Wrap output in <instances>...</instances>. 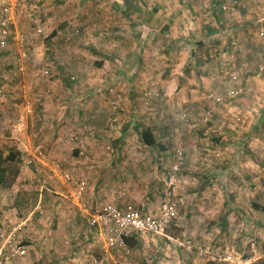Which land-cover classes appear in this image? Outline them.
<instances>
[{
  "label": "rangeland",
  "instance_id": "rangeland-1",
  "mask_svg": "<svg viewBox=\"0 0 264 264\" xmlns=\"http://www.w3.org/2000/svg\"><path fill=\"white\" fill-rule=\"evenodd\" d=\"M211 1L18 0L13 6L11 34L0 49V149L9 179L15 166L19 174L10 187L0 186V227H18L43 211L30 220L33 235L16 232L29 264H43L37 247L46 239L43 246L53 250L60 210L76 222L60 243L73 255L64 253L60 264L100 258L70 197L74 187L61 173L87 181L79 203L93 210L125 201L152 209L170 193L179 216L174 239L140 236L130 245L131 264H223L179 248L177 241L186 240L214 255L236 251L264 264V220L254 205H264V78L254 81L264 62V0L238 6L219 0L227 11L218 13L213 8L221 6ZM6 3L0 0V20ZM215 19L223 21L218 27L245 23L248 32L235 35L236 46L217 45L218 35L206 39L203 27ZM241 85V96L229 95ZM149 130L152 145L142 137ZM73 131L78 138L71 139ZM176 149L184 162L171 185L168 158ZM60 193L72 205L57 207ZM40 227L49 238H41ZM48 256L49 264H59Z\"/></svg>",
  "mask_w": 264,
  "mask_h": 264
},
{
  "label": "built area",
  "instance_id": "built-area-1",
  "mask_svg": "<svg viewBox=\"0 0 264 264\" xmlns=\"http://www.w3.org/2000/svg\"><path fill=\"white\" fill-rule=\"evenodd\" d=\"M18 3V0H8V3L3 5L7 7L8 14L4 19L0 20L1 35H0V49H4L7 45V37L10 36L11 30H8L10 25L14 22L12 12L13 6ZM226 7V6H224ZM227 8V7H226ZM218 38L228 39V31L222 30L217 32ZM238 39L234 37L231 40V45L236 46ZM254 81L263 79L264 76V62L259 63L255 72ZM237 76H234L236 79ZM252 93H257L259 87L252 84L249 89ZM241 91L230 90L229 95L237 96ZM71 139H76L78 136L73 131ZM76 137V138H75ZM169 156V154H168ZM171 161L168 166V179L171 185L176 184L178 178V172L181 170V166L184 162V153L181 149H176L171 152V156L168 158ZM27 165L32 164V160H29ZM36 170H39L38 166L34 165ZM62 177H66V180L74 187L71 192V199L76 202L82 219L87 222L89 230L92 234L94 242L97 244L100 258L97 260V264H131L129 255L131 254V247L127 244L126 237L131 236H144L154 235L168 240L174 239L171 235V229L178 223V211L176 203L167 195L161 196L160 203L150 209L148 205L136 206L131 201H125L121 204L108 203L102 205L99 208L93 210L90 206H81L79 203L80 195L87 185L85 179L74 178V175L67 173H61ZM19 228H11L7 225L0 227V264H29V249L26 245L22 244L17 238L16 232ZM179 248L184 249L187 252H194L198 257L211 258L213 261L222 262L223 264H253L258 259L248 256L242 258L241 256L232 252L216 253L214 255L211 247L199 246L192 247V241H177Z\"/></svg>",
  "mask_w": 264,
  "mask_h": 264
},
{
  "label": "crops",
  "instance_id": "crops-1",
  "mask_svg": "<svg viewBox=\"0 0 264 264\" xmlns=\"http://www.w3.org/2000/svg\"><path fill=\"white\" fill-rule=\"evenodd\" d=\"M247 2L248 1H250V0H246ZM249 4V3H248ZM252 4H253V0H252ZM247 5V4H246ZM248 7V6H247ZM248 8H246V11H248L247 10ZM204 11L206 10V9H203ZM179 11H182L181 13H185L186 11H189V10H186V9H180ZM178 11V12H179ZM184 16H187V14L185 13L184 14ZM218 22H223L222 20H214V22H212V25H205V26H203V27H206V29H207V31H205V36H206V39H208V40H211L212 41V39H214L215 38V35H216V33H217V31H212V32H210V29H215L216 30V28H218V25H217V23ZM227 25H226V27H230V28H233L234 30H235V33L237 34V35H240V33H241V30L243 29V30H245L246 29V32H248L247 31V26H246V24L244 23H242V24H229V23H226ZM249 26H251V24L249 25ZM235 34V35H236ZM244 36H246V35H244ZM249 36H250V34H249ZM248 36V33H247V37H249ZM238 37V36H237ZM52 39H56L55 37H52ZM226 40V39H225ZM224 40V41H225ZM207 41V40H206ZM227 42L225 43V42H223L222 40H221V42L223 43V44H230V47H233L232 45H231V40L228 38V40H226ZM238 41L240 42V39H239V37H238ZM224 48V47H223ZM57 52V51H56ZM55 52V53H56ZM220 52V51H219ZM65 52H63V51H61V49H60V51H59V55H58V59H59V61L61 62V64H65V62H66V59H65V57L64 56H62L63 54H64ZM232 54V53H231ZM108 59L110 60L111 59V57H107V59H106V61H108ZM68 60L69 61H71V56H69L68 57ZM109 62V61H108ZM107 62V63H108ZM70 64H72V62H69ZM109 64V66H110V63H108ZM62 65V66H63ZM104 64H102V66H103ZM61 68V67H60ZM126 94H123V96H125ZM126 99V98H125ZM127 100V99H126ZM124 102V101H123ZM124 104H126V101L124 102ZM1 189V188H0ZM11 191V189H8V190H5V192H10ZM67 197L65 196V197H63V193H60V196H59V201H57L58 203H57V207H60L59 206V202H61V203H63V202H65V203H67V202H69L67 199H66ZM73 201V200H72ZM74 202V201H73ZM75 204H76V202H74ZM73 203V204H74ZM69 204H71V202H69ZM74 204V206H76L77 207V204L75 205ZM72 205V204H71ZM255 205V204H254ZM39 206H41L42 207V205L41 204H39ZM38 206V207H39ZM37 207V208H38ZM58 211V210H57ZM6 212V211H5ZM10 212V211H9ZM77 212V211H76ZM259 212L261 213L260 214V216L262 217V220H264V205L263 206H261L260 207V210H259ZM2 217H5V214L4 215H1ZM41 216H45L44 215V213H43V211H37V213H36V215H34V216H32V214L30 213V214H28V216L27 217H23L22 218V220L20 221V222H18V228H20L22 231H21V233H24L26 236H28V237H30L31 235H33V234H30V230H32L31 228V222H30V220L32 219H35L36 220V218L37 217H41ZM1 220H2V218H0ZM43 220H44V217H43ZM54 220H55V226L53 227V229L51 230V231H53V235H54V237H56V239H54V245H53V250L50 252V251H48L47 250V247H46V245H47V243H46V245H44L43 246V244H44V242H46L47 241V239L45 240V241H43L41 244V247H37V249H39L38 251H39V253L41 252L42 253V257H43V264H49L47 261H49L50 259H49V256H48V253H53V256H55L56 258H54L55 260H57L56 261V263H58V261H59V264H60V262H64L63 261V259H65V258H70V257H72V255H73V251H72V249H70V248H68V247H62L61 245H60V243H62L63 244V240L65 241V239L66 238H68V235L66 236V234H68L73 228H74V226H75V220L73 219V217H72V215L70 214V215H65L64 213H63V211L62 210H60L59 211V214H57V215H55V218H54ZM16 227V226H15ZM48 228L47 227H40L39 228V230H38V234H40V236H41V238L43 237V235L45 236V237H43V239H45V238H49V236L47 235L48 234ZM69 231V232H68ZM71 234V233H70ZM260 234H261V236L262 237H264V231H260ZM66 250V251H65ZM68 250V251H67ZM66 254L65 255V258L63 257V254ZM75 253V252H74ZM249 256H251V255H249ZM258 258H260V257H258ZM46 259H48V260H46Z\"/></svg>",
  "mask_w": 264,
  "mask_h": 264
},
{
  "label": "trees",
  "instance_id": "trees-1",
  "mask_svg": "<svg viewBox=\"0 0 264 264\" xmlns=\"http://www.w3.org/2000/svg\"><path fill=\"white\" fill-rule=\"evenodd\" d=\"M211 2H213L216 5H218L219 7L221 6L220 8L217 9V11H216V8L215 9L213 8V11L215 10L216 13L227 11L226 7H224L226 5L221 3L219 0H216V1L212 0ZM232 2H235V4H236L235 6H238V4H237L238 0H233ZM247 6L248 5H246V4L244 5V7H247ZM222 30H227L228 31V35L227 36H228V38L230 40L234 39L235 34H236L235 30L233 28L226 27L225 25L219 26L218 28H216V30L215 29H210V32H212V31L222 32ZM216 38H218V37H216ZM218 39H214V40L217 41V43H216L217 45H220L222 42H221V40H218ZM99 64H102V63L99 62ZM255 72H256V70H255ZM255 72H254V74H255ZM263 78H264V76H263ZM249 86L250 85H248L246 88H248ZM241 87L242 88L236 87V89L241 91L240 94H243V86L241 85ZM240 94H238L237 97L241 96ZM142 137H143V140L145 141V143H147L148 145H152V144L155 143V137H154L153 132L151 130L143 132L142 133ZM8 161H9V159L4 157L3 151H2V149H0V186H3V187H10L13 184V182L16 180V177L19 174V167L15 166L13 171H12V173H11L12 177L9 179V177L6 175V171H7L8 166H9ZM11 162H13V161H11ZM255 208L259 209L260 207H258V204H255ZM139 239H140V237H138L136 235L135 236H131V237H126V241H127V244L129 246L131 245L132 242L133 243L137 242Z\"/></svg>",
  "mask_w": 264,
  "mask_h": 264
}]
</instances>
